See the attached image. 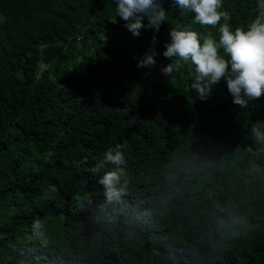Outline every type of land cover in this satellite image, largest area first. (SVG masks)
<instances>
[{
  "label": "trees",
  "instance_id": "16d2710c",
  "mask_svg": "<svg viewBox=\"0 0 264 264\" xmlns=\"http://www.w3.org/2000/svg\"><path fill=\"white\" fill-rule=\"evenodd\" d=\"M163 7L134 37L115 0H0V264H264V96L241 107L222 79L200 100L191 63L163 75L171 27L220 36ZM218 11L247 30L264 0Z\"/></svg>",
  "mask_w": 264,
  "mask_h": 264
},
{
  "label": "clouds",
  "instance_id": "9594fccd",
  "mask_svg": "<svg viewBox=\"0 0 264 264\" xmlns=\"http://www.w3.org/2000/svg\"><path fill=\"white\" fill-rule=\"evenodd\" d=\"M170 4L181 10V14L193 13L194 21L202 26H217L219 40L211 36H201L188 27L177 25L170 28V42H166L163 56L171 63L161 68V73L171 77L178 70L179 63H191L195 75L190 88L195 90L200 100L211 95L214 85L222 79L226 82L233 103L247 107L248 101L264 96V11L247 27L234 31L227 23L220 24L224 13L218 11L222 0H169ZM115 24L119 16L125 27L134 37H139L142 29L159 31L166 21L163 0H115ZM147 18L148 23H143ZM157 37H152L151 45L138 60L137 67L150 68L156 65L159 55L154 45ZM221 50L223 55H221ZM147 75V73L145 74ZM255 132L256 129L254 128ZM121 146L109 148L103 159L96 165L98 171L107 163L120 165L124 162ZM119 180L118 170L106 172L99 183L104 186L109 201L119 199L121 192L115 184ZM37 222L35 226H38Z\"/></svg>",
  "mask_w": 264,
  "mask_h": 264
},
{
  "label": "rangeland",
  "instance_id": "374dc122",
  "mask_svg": "<svg viewBox=\"0 0 264 264\" xmlns=\"http://www.w3.org/2000/svg\"><path fill=\"white\" fill-rule=\"evenodd\" d=\"M1 21H2V18L0 17V22H1ZM44 67H45V66L41 64V65H40V71H42V70L44 69Z\"/></svg>",
  "mask_w": 264,
  "mask_h": 264
}]
</instances>
